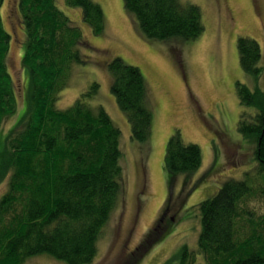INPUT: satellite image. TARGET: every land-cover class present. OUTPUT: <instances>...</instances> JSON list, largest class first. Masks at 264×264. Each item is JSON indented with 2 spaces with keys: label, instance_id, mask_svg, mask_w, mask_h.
<instances>
[{
  "label": "trees",
  "instance_id": "trees-1",
  "mask_svg": "<svg viewBox=\"0 0 264 264\" xmlns=\"http://www.w3.org/2000/svg\"><path fill=\"white\" fill-rule=\"evenodd\" d=\"M64 1L79 7L81 20L94 35L103 33L105 14L98 2ZM18 3L26 32L22 58L29 93L24 114L5 135L1 123L5 115L15 112L16 98L6 65L10 33L0 15V176L7 175V189L0 197V264H22L40 254L67 264H86L94 259L97 240L123 191L120 130L101 104L90 103L97 82L67 107L55 106L71 66L85 62L79 46L88 42L54 0ZM123 5L150 40L188 41L204 30L200 8L191 2L123 0ZM236 46L242 70L262 75L259 43L238 36ZM105 64L111 76L110 91L127 117L131 138L147 144L153 109L141 70L119 56ZM235 87L242 106L237 128L255 141L256 177L228 178L196 204L201 229L194 256L202 261L187 262L189 255L184 251L180 264H264V215L255 218L244 205L256 192L264 196L259 185L264 183V91L251 90L238 81ZM254 104L258 110L248 117L243 107ZM201 161L197 144L184 142L177 131L170 135L165 166L172 179L177 173L190 174ZM161 218L131 255L117 264H136L161 239L166 231L159 228Z\"/></svg>",
  "mask_w": 264,
  "mask_h": 264
},
{
  "label": "rangeland",
  "instance_id": "rangeland-1",
  "mask_svg": "<svg viewBox=\"0 0 264 264\" xmlns=\"http://www.w3.org/2000/svg\"><path fill=\"white\" fill-rule=\"evenodd\" d=\"M18 1L3 0L0 6L3 25L10 33L6 65L16 98L15 112L5 115L1 123L5 135L24 114L29 93V75L22 58L26 32ZM95 1L105 14L104 31L99 35L81 20L79 7L54 0L88 42L79 46L85 62L71 66L55 106L67 107L97 82L90 103L101 104L120 130L123 191L97 240L94 259L86 264H117L131 255L161 212L165 220L159 228L166 231L136 264H180L184 251L189 255L187 262H200L201 257L194 256L201 229L196 204L215 193L228 178L256 177L255 141L237 128L242 106L235 83L264 91V71L256 77L242 70L236 40L248 36L259 43V65L264 69V0H181L199 6L204 25L203 32L188 41L147 39L123 0ZM115 56L137 66L146 80L153 109L147 144L131 138L127 117L110 91L111 76L105 61ZM256 104L243 107L248 117L258 110ZM175 131L184 142L199 146L202 161L190 174L177 173L172 179L165 166V150ZM4 176H0V197L7 189ZM259 185L264 189L263 182ZM244 205L255 218L264 215L263 195L256 192ZM244 224L247 228L248 223ZM22 264L67 263L40 254Z\"/></svg>",
  "mask_w": 264,
  "mask_h": 264
},
{
  "label": "flooded vegetation",
  "instance_id": "flooded-vegetation-1",
  "mask_svg": "<svg viewBox=\"0 0 264 264\" xmlns=\"http://www.w3.org/2000/svg\"><path fill=\"white\" fill-rule=\"evenodd\" d=\"M161 213H162V214L159 216V218H161V216L163 215V212H161ZM164 220H165V219H164V216H163V218H161V222H162V224H163ZM128 234H129V233H128ZM122 239H123V238H122ZM125 242H126V240H125ZM125 242H124V243H125ZM125 246H126V244H125ZM135 247H136V246H135Z\"/></svg>",
  "mask_w": 264,
  "mask_h": 264
}]
</instances>
